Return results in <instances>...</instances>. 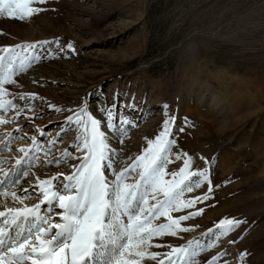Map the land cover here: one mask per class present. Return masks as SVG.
<instances>
[{
  "label": "rangeland",
  "instance_id": "obj_1",
  "mask_svg": "<svg viewBox=\"0 0 264 264\" xmlns=\"http://www.w3.org/2000/svg\"><path fill=\"white\" fill-rule=\"evenodd\" d=\"M30 7L42 10L24 21L0 16V49L50 42L29 50L40 58L29 56L27 69L0 95V103L12 101L0 109V119L9 121L0 124V192L7 193L0 194V211L39 203L11 196L22 195L37 177L61 174L63 186L80 163L63 153L80 157L74 145L83 143L76 140L82 127L66 118L81 109L101 121L111 148L110 180L169 121L175 144L166 171H178L186 153L191 171L208 170L210 198L169 213L177 219L202 209L181 222L190 231L153 237L143 258L132 250L124 259L160 264L165 254L176 255L173 248L196 241L192 264L212 257L216 264H264V0H34ZM33 138L35 150L17 166L25 155L19 149L32 147ZM54 158L62 162L45 163ZM136 179L134 173L126 182ZM208 193L205 182L182 200ZM226 218L243 223L217 241V223ZM169 222L161 216L152 224ZM152 253L160 255L153 260Z\"/></svg>",
  "mask_w": 264,
  "mask_h": 264
},
{
  "label": "snow or ice",
  "instance_id": "obj_2",
  "mask_svg": "<svg viewBox=\"0 0 264 264\" xmlns=\"http://www.w3.org/2000/svg\"><path fill=\"white\" fill-rule=\"evenodd\" d=\"M33 2L34 0H0V16L6 15L24 21L31 14L42 10L30 7ZM38 2L43 3L46 0ZM41 43L50 42L0 49L3 53L0 55V95L7 94L4 85L14 83V75L27 69L30 62L28 57L32 56L29 50L37 49ZM68 47L71 48L72 45ZM32 58L38 60L40 57L36 54ZM25 98L24 95L20 96V99ZM27 98L35 99V94ZM11 104L12 101L0 103V109L7 110ZM112 118L113 114L109 112L108 119ZM8 122L0 119V124ZM66 122L82 127L76 140H83V143L74 145L82 155L72 156L66 149L63 157L80 159V163L74 166L70 175L63 177L62 187L58 184L61 174H57L43 180L37 177L35 184L25 188L22 195L11 193L14 201L23 203V200L32 198L30 189H33L39 203L32 207L0 211V264H27L28 261L31 264H131L124 259L125 255H130L135 250V255L143 258L146 247L150 246L147 242L153 237L176 235L177 232L191 230L180 227L181 222L200 215L202 209L177 219L171 218L169 213L209 199L211 183L207 169L190 170L192 158L186 153L183 154V166L178 171H166V165L171 162V147L175 144L170 138L169 121L164 122L161 132L155 139L148 140L147 147L127 167L112 173V180L105 171L108 166L106 161L111 158V148L105 133L101 131V121L88 116L81 109L80 113L67 117ZM120 123L130 125L131 122L121 120ZM33 140V146L29 149H19L25 155L16 161L17 166L22 165L35 150V138ZM51 143L55 144L56 141ZM6 146L7 143L4 147ZM176 159H182L181 154H176ZM61 162L56 158L45 161L46 164L57 166ZM134 173L138 174V179L134 183H127ZM168 175L171 176L170 180L165 179ZM195 177L199 180H195ZM16 182H19L18 179ZM205 182L209 184L208 194L182 200L186 191L192 192ZM3 188L4 183L0 182V189ZM0 194L7 196L6 192ZM52 209L59 211L54 213ZM57 216L59 222H56ZM161 216H167L170 222L153 225L152 221ZM242 223L227 218L220 220L217 223L216 231L219 235L216 240ZM212 232L210 229L206 234ZM33 237L39 242L38 248L34 246ZM195 244L196 241H190L187 246L173 248L172 252L176 255L165 254L166 261H161L160 264H192L196 255L193 247ZM212 246H215V242ZM158 255L160 254H148V258L155 260ZM216 260L217 257H212L207 264H216Z\"/></svg>",
  "mask_w": 264,
  "mask_h": 264
},
{
  "label": "bare ground",
  "instance_id": "obj_3",
  "mask_svg": "<svg viewBox=\"0 0 264 264\" xmlns=\"http://www.w3.org/2000/svg\"><path fill=\"white\" fill-rule=\"evenodd\" d=\"M26 129H27V131H28V130L30 129V126H28ZM32 193H33V192H32ZM32 197L34 198V202L39 201V199L37 198V196H36L35 194L32 195ZM34 202H33V203H34ZM33 203H32V204H33ZM36 247H39V244H37ZM27 264H31V261H28Z\"/></svg>",
  "mask_w": 264,
  "mask_h": 264
}]
</instances>
